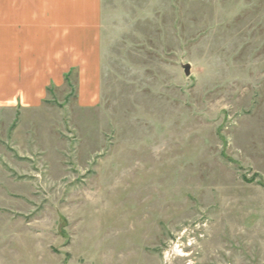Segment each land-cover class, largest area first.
<instances>
[{
	"label": "rangeland",
	"instance_id": "374dc122",
	"mask_svg": "<svg viewBox=\"0 0 264 264\" xmlns=\"http://www.w3.org/2000/svg\"><path fill=\"white\" fill-rule=\"evenodd\" d=\"M101 25L96 106L0 111V264H264V0Z\"/></svg>",
	"mask_w": 264,
	"mask_h": 264
},
{
	"label": "crops",
	"instance_id": "0c3cea01",
	"mask_svg": "<svg viewBox=\"0 0 264 264\" xmlns=\"http://www.w3.org/2000/svg\"><path fill=\"white\" fill-rule=\"evenodd\" d=\"M101 27V0H0V111L37 110L73 83L96 106Z\"/></svg>",
	"mask_w": 264,
	"mask_h": 264
},
{
	"label": "water",
	"instance_id": "95a60500",
	"mask_svg": "<svg viewBox=\"0 0 264 264\" xmlns=\"http://www.w3.org/2000/svg\"><path fill=\"white\" fill-rule=\"evenodd\" d=\"M183 69L186 76L191 75V66L189 64L183 65Z\"/></svg>",
	"mask_w": 264,
	"mask_h": 264
}]
</instances>
